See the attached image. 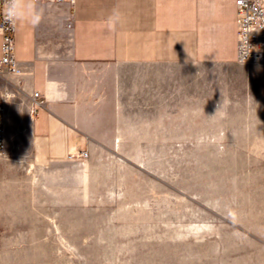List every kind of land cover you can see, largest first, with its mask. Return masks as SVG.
Masks as SVG:
<instances>
[{
	"label": "rangeland",
	"instance_id": "rangeland-1",
	"mask_svg": "<svg viewBox=\"0 0 264 264\" xmlns=\"http://www.w3.org/2000/svg\"><path fill=\"white\" fill-rule=\"evenodd\" d=\"M41 57L78 67L62 41ZM113 67L122 105L81 115L86 156L10 115L0 264H264V59Z\"/></svg>",
	"mask_w": 264,
	"mask_h": 264
},
{
	"label": "crops",
	"instance_id": "crops-1",
	"mask_svg": "<svg viewBox=\"0 0 264 264\" xmlns=\"http://www.w3.org/2000/svg\"><path fill=\"white\" fill-rule=\"evenodd\" d=\"M36 4L44 13L43 20L35 28L26 23L16 26L20 71L0 76V98L7 109L5 129L16 112L32 136L45 143L48 154L84 150L82 138L96 136L90 132L99 119L81 115L107 112L94 107H111L114 114L118 112L129 67L114 65L238 61L235 0ZM54 41L69 46L78 67H49L42 61V51ZM1 46L0 35V57ZM35 91L43 99L40 105L33 100Z\"/></svg>",
	"mask_w": 264,
	"mask_h": 264
},
{
	"label": "built area",
	"instance_id": "built-area-1",
	"mask_svg": "<svg viewBox=\"0 0 264 264\" xmlns=\"http://www.w3.org/2000/svg\"><path fill=\"white\" fill-rule=\"evenodd\" d=\"M36 3L46 4H74L75 0H35ZM237 8V36H238V62H248L264 59V0H235ZM5 0H0V35L2 37L0 57V76L5 73L20 71V62L16 56L15 32L4 23L3 8ZM71 26V24H69ZM36 104L43 103L39 91L33 94ZM5 102L0 98V157L6 152L5 135ZM86 156V150L81 151Z\"/></svg>",
	"mask_w": 264,
	"mask_h": 264
},
{
	"label": "clouds",
	"instance_id": "clouds-1",
	"mask_svg": "<svg viewBox=\"0 0 264 264\" xmlns=\"http://www.w3.org/2000/svg\"><path fill=\"white\" fill-rule=\"evenodd\" d=\"M2 15L4 23L14 29L20 23L38 27L44 13L35 0H5Z\"/></svg>",
	"mask_w": 264,
	"mask_h": 264
}]
</instances>
